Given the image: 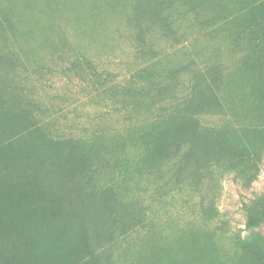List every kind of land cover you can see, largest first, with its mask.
Wrapping results in <instances>:
<instances>
[{"label":"rangeland","instance_id":"obj_1","mask_svg":"<svg viewBox=\"0 0 264 264\" xmlns=\"http://www.w3.org/2000/svg\"><path fill=\"white\" fill-rule=\"evenodd\" d=\"M262 5L0 0V88L25 113L0 118V164L37 160L73 187L27 202L30 183L0 188L10 230L55 214L49 246L71 264H264ZM189 96L204 101L195 144L145 149Z\"/></svg>","mask_w":264,"mask_h":264},{"label":"trees","instance_id":"obj_2","mask_svg":"<svg viewBox=\"0 0 264 264\" xmlns=\"http://www.w3.org/2000/svg\"><path fill=\"white\" fill-rule=\"evenodd\" d=\"M256 10L260 12L258 13L259 15H264V5ZM2 85L3 83H0V87ZM13 105L0 88V118L3 115H16L19 118L25 116L20 103L17 106L14 105L15 111L10 112ZM203 105L204 101L201 98L192 96L182 101L179 100L174 108L172 107L169 112L164 113L160 119L153 123L152 130L145 133L143 137L145 149H151L157 144H170L171 147H176L177 151H180L183 147H192L195 144V132L200 125L197 115L202 114L204 111ZM216 108L217 106H214L213 110H216ZM16 135L18 137L25 136L26 131L21 129ZM11 144L12 138H5L0 135V152L6 151ZM29 163L31 168L17 167L11 172L0 164V188L13 185L17 187L15 192H20L21 186L30 183L25 190L26 202L30 198L42 196L47 199H50V197L55 199L62 196L61 194H67L68 198L73 196V187L71 189L68 176L63 177L62 173L54 176L43 175L39 171L42 168L41 163L37 160H31ZM28 175L29 182L24 178ZM13 193L12 190L9 197L14 195ZM7 201L6 197L0 196V264H47L46 258H50V264H71L66 262V259L59 252L52 250L49 246L50 240L48 236L53 230L59 231L54 222L56 219L55 214H50L46 217L45 222L37 224L33 229L32 237H22L20 231L16 232V229L10 230L9 228V223L13 219V209L8 205ZM13 202L19 204L17 200ZM41 236L45 241H42ZM27 238L29 240H25ZM52 252L57 253L53 255ZM92 256H94V253L91 252L89 257L92 258Z\"/></svg>","mask_w":264,"mask_h":264}]
</instances>
